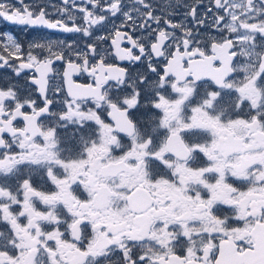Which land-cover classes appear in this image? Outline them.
<instances>
[{
	"label": "snow or ice",
	"instance_id": "1",
	"mask_svg": "<svg viewBox=\"0 0 264 264\" xmlns=\"http://www.w3.org/2000/svg\"><path fill=\"white\" fill-rule=\"evenodd\" d=\"M0 21L26 33H0V264L257 250L264 0H0Z\"/></svg>",
	"mask_w": 264,
	"mask_h": 264
},
{
	"label": "flooded vegetation",
	"instance_id": "2",
	"mask_svg": "<svg viewBox=\"0 0 264 264\" xmlns=\"http://www.w3.org/2000/svg\"><path fill=\"white\" fill-rule=\"evenodd\" d=\"M0 33H12V34L17 35L21 39H24L26 36V33L21 31L20 26L8 24V23L3 22V21H0ZM225 147H226V149L231 150V142L229 141L225 145ZM167 150L168 149H165V151H167ZM175 150L180 152L181 154H184V152L186 151V149L183 147V145H179V144H177L175 146ZM184 171L186 173V178L191 179L193 174L187 169H184ZM220 191H221V193L224 191L223 187H221ZM260 232H264V230H257V232L255 234V239H256V235H258ZM260 242L264 243V237L260 240ZM225 248L229 251L234 250L229 245H225ZM63 251L65 253L66 258H71L73 261L76 260V253L74 251H72L71 249H64Z\"/></svg>",
	"mask_w": 264,
	"mask_h": 264
},
{
	"label": "water",
	"instance_id": "3",
	"mask_svg": "<svg viewBox=\"0 0 264 264\" xmlns=\"http://www.w3.org/2000/svg\"><path fill=\"white\" fill-rule=\"evenodd\" d=\"M264 237V232H260L256 235L257 243H260V240ZM260 247L258 246L255 252L248 254L247 256H240L238 253L233 252L232 257L224 252L223 264H264V251L259 252Z\"/></svg>",
	"mask_w": 264,
	"mask_h": 264
}]
</instances>
